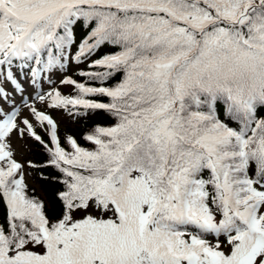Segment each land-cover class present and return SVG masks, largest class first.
<instances>
[{"label": "snow or ice", "instance_id": "obj_1", "mask_svg": "<svg viewBox=\"0 0 264 264\" xmlns=\"http://www.w3.org/2000/svg\"><path fill=\"white\" fill-rule=\"evenodd\" d=\"M0 264H264V0H0Z\"/></svg>", "mask_w": 264, "mask_h": 264}, {"label": "trees", "instance_id": "obj_2", "mask_svg": "<svg viewBox=\"0 0 264 264\" xmlns=\"http://www.w3.org/2000/svg\"><path fill=\"white\" fill-rule=\"evenodd\" d=\"M77 78L79 79V77ZM66 118H67L66 121L61 122L62 130H67L69 132L76 134L78 137L81 138V143H84V144H86V142L83 141L82 137L93 126L94 119H95V122H100V123L110 122L107 120H101L100 118H94V119H88V120L77 119L75 121L70 119L67 115H66ZM34 186L37 188L38 191L41 190L39 184H34Z\"/></svg>", "mask_w": 264, "mask_h": 264}, {"label": "rangeland", "instance_id": "obj_3", "mask_svg": "<svg viewBox=\"0 0 264 264\" xmlns=\"http://www.w3.org/2000/svg\"><path fill=\"white\" fill-rule=\"evenodd\" d=\"M64 91H65V92H68V91H71V90L68 89V88H65ZM55 115L57 116V118H58L61 122H64V121H66V119H67L65 114H62V113H56Z\"/></svg>", "mask_w": 264, "mask_h": 264}]
</instances>
